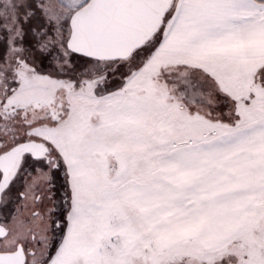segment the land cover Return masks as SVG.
Segmentation results:
<instances>
[{
	"label": "snow or ice",
	"instance_id": "1",
	"mask_svg": "<svg viewBox=\"0 0 264 264\" xmlns=\"http://www.w3.org/2000/svg\"><path fill=\"white\" fill-rule=\"evenodd\" d=\"M0 264H264V0H0Z\"/></svg>",
	"mask_w": 264,
	"mask_h": 264
}]
</instances>
